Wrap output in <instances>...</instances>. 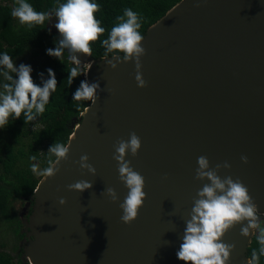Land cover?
<instances>
[{"label":"water","instance_id":"obj_1","mask_svg":"<svg viewBox=\"0 0 264 264\" xmlns=\"http://www.w3.org/2000/svg\"><path fill=\"white\" fill-rule=\"evenodd\" d=\"M199 2L180 0L147 28L145 88L137 86L134 61L79 57V67L88 66L82 78L103 91L74 125L69 160L54 178L42 177L30 198L25 263L185 264L176 255L185 221L197 190L208 183L194 178L201 155L213 168L231 164L219 175L242 180L264 214V0ZM57 22L53 14L46 28L59 40ZM132 131L142 147L127 159L145 177L147 198L128 225L119 207L128 189L113 154L117 140ZM84 154L96 175L75 163ZM79 180L93 187L69 191L67 185ZM107 187L116 189L119 202L101 195ZM61 197L66 205L59 204ZM242 227L223 237L235 245L230 264H247L254 232L244 237Z\"/></svg>","mask_w":264,"mask_h":264},{"label":"clouds","instance_id":"obj_2","mask_svg":"<svg viewBox=\"0 0 264 264\" xmlns=\"http://www.w3.org/2000/svg\"><path fill=\"white\" fill-rule=\"evenodd\" d=\"M15 4L17 6L11 11L12 17L30 29L43 26L46 21L52 19L54 13L58 19L55 28L61 38L56 42L55 49H47V54L58 58L63 63L64 51L67 49L69 59L77 65L70 69L67 77V84L71 86L73 80L80 75L81 60L79 57L81 55L91 57V43L98 41L106 31L95 15L100 11L101 6L95 0H66L52 12H45L36 11L27 0H15ZM199 6L200 2L196 0V7ZM116 19L117 23L111 28L108 38L102 41L106 50L105 56L109 53H122V58L120 56L114 58L120 63L134 61L137 86L145 88L148 82L143 77L141 58L147 52L142 46L145 37L139 31L142 27L141 18L137 12L126 8L123 15ZM106 61L112 69L118 67L113 60ZM32 71L30 65L17 66L9 54L0 55V76L6 81L0 90V129L5 128L11 119L18 120L22 115L27 124L45 113L52 93L57 90L56 74L49 68L50 78L43 80L41 87L34 82ZM40 75L43 78L44 74ZM98 91H103L98 82L81 81L73 94V101H90L91 105H95L99 99ZM88 111L89 109L86 108L85 112ZM141 147V138L135 131L129 133L127 140L121 138L114 145L113 159L117 161L119 180L128 189L123 202L119 203L123 213L121 221L128 225L138 219L140 209L147 198L145 177L136 171L131 161L127 159L129 153L132 157L138 156ZM70 150L71 144L56 141L48 149L47 167L39 171L38 166L33 164L32 172L46 179L54 178L61 170L58 167L61 162L69 160ZM30 159L36 160V156ZM89 160L90 157L84 154L75 163L81 169L96 175L97 170L89 163ZM241 160L245 164L249 163L247 156H241ZM197 164L194 178L198 181H208V183H204L202 188L197 190L196 197L193 198V207L189 213L190 219L185 221L183 242L176 253L177 258L185 264H230L235 245L224 243L223 237L229 230L240 224L243 225L241 235L244 237H249L250 233L259 229L256 237L259 248L253 250L247 260V264H259L260 257L264 256V227L260 226L257 205L249 189L239 178L219 175L221 169L231 168V164L227 161L213 168L209 159L201 155L197 157ZM92 187V183L88 180H79L67 185L69 191L81 193ZM101 195H107L113 203L120 200L113 187L105 188ZM59 204L66 205L67 199L59 198Z\"/></svg>","mask_w":264,"mask_h":264},{"label":"trees","instance_id":"obj_3","mask_svg":"<svg viewBox=\"0 0 264 264\" xmlns=\"http://www.w3.org/2000/svg\"><path fill=\"white\" fill-rule=\"evenodd\" d=\"M8 1V4H1ZM180 0H95L101 6L96 18L105 28V33L98 41L92 42V58L102 59L112 56L122 57V53H109L105 56L102 41L108 38L111 28L117 23V17L122 16L126 8L137 12L141 18L142 27L139 30L144 36L147 28L158 21ZM36 11L52 12L60 3L66 0H27ZM17 5L15 0H0V55L7 53L13 61L25 59L34 65L32 77L36 84L43 86V80L49 77L51 68L57 79V90L52 93L50 102L42 116L34 121L25 123L23 115L20 119H11L4 128V136L0 137V224L9 223L10 233L18 241L25 238L21 231L23 223L13 208V202L30 200L37 183L30 179L31 166L37 163L43 170L47 167L48 149L56 141L67 144L74 127L80 122V115L90 105V101H73V94L80 86L82 72L73 80L71 86L67 84V77L72 64L67 60L64 51L63 63L47 54V49H55L56 36L43 26L28 28L18 24L12 17L11 11ZM54 14V13H53ZM84 72V70H82ZM43 73V78L41 77ZM15 75V74H13ZM6 81L0 76V90ZM75 125V126H74ZM36 156V160L30 157ZM54 159V157H53ZM254 236L247 248L249 258L253 250H258L259 244ZM15 255L0 250V264H27L21 257L22 249ZM259 264H264V256Z\"/></svg>","mask_w":264,"mask_h":264},{"label":"rangeland","instance_id":"obj_4","mask_svg":"<svg viewBox=\"0 0 264 264\" xmlns=\"http://www.w3.org/2000/svg\"><path fill=\"white\" fill-rule=\"evenodd\" d=\"M1 4H8V1H3L1 2ZM17 23H19L18 19H17ZM16 63L17 66H19L20 64H27L30 65L32 67V69L34 68V65L30 62H27L25 59L23 58H19L16 59L14 61ZM77 67V66H75ZM85 66L83 67H79V71L85 70ZM4 136V128L0 129V137ZM38 166V170L42 171L41 166H39L37 163H34ZM33 165V164H32ZM41 175H39L38 173H33L31 170V174H30V179L34 182L37 183L38 180L40 179ZM31 206H32V202L31 200H19V201H14L13 202V208L17 213L18 218L21 220V222L23 223V228L21 229V231L25 234V238H23L21 241H18L15 236L10 233V225L9 223H1L0 224V250H4L7 251L13 255H15V253L17 251H19L20 248L22 249V253H21V257L24 260L25 256H24V250L26 247V243H27V218L28 215L30 214L31 211ZM258 214V213H257ZM261 215H263L262 218H260V226L264 227V214L259 213ZM256 233L259 234V229L256 230Z\"/></svg>","mask_w":264,"mask_h":264},{"label":"flooded vegetation","instance_id":"obj_5","mask_svg":"<svg viewBox=\"0 0 264 264\" xmlns=\"http://www.w3.org/2000/svg\"><path fill=\"white\" fill-rule=\"evenodd\" d=\"M258 216H259V218H262V217H263V215H261V214H259V213H258ZM257 235H258V234L256 233V230H255V231H254V234H253V237H254V236H257ZM253 237H252V238H253Z\"/></svg>","mask_w":264,"mask_h":264},{"label":"bare ground","instance_id":"obj_6","mask_svg":"<svg viewBox=\"0 0 264 264\" xmlns=\"http://www.w3.org/2000/svg\"><path fill=\"white\" fill-rule=\"evenodd\" d=\"M72 62H73V61H72ZM73 63H74V62H73ZM74 64H75V63H74ZM87 67H88V66L86 65V69H87ZM85 78H86V80H88V82H90L89 79L87 78V76L84 77V79H85ZM90 83H91V82H90ZM72 136H73V135H72Z\"/></svg>","mask_w":264,"mask_h":264}]
</instances>
